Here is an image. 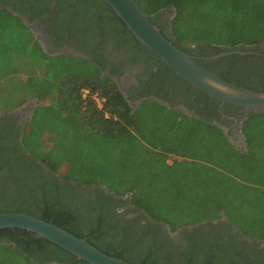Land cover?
Here are the masks:
<instances>
[{"label":"trees","instance_id":"1","mask_svg":"<svg viewBox=\"0 0 264 264\" xmlns=\"http://www.w3.org/2000/svg\"><path fill=\"white\" fill-rule=\"evenodd\" d=\"M135 2L152 23L153 15L173 9L171 29L176 43L172 44L187 54V48L192 47L207 46L221 53L222 48L257 46L264 41V0ZM78 8L96 25L118 23L117 29L122 30L123 36L129 35L140 48L156 56L133 37L102 0H0V117L29 99L37 100L20 144L12 140L13 144L6 147L0 142V214L18 213L49 222L85 239L105 255L131 264H212L210 258L214 256L198 258L200 240L194 234L187 236L191 243L177 253L160 250L154 243L141 245L145 238L134 229L136 217L141 218L139 212L167 226L171 233L185 227L196 232L202 223L210 226L219 221L222 212L240 233L262 243L264 179L241 175L233 167L236 160L250 158L252 153L248 121L244 132L249 152L241 154L215 125L187 117L156 100L147 99L133 112L111 77L103 75L105 68L97 60L93 59L94 64L81 57L46 54L22 20L26 16L29 21L38 20L46 26L57 12L66 11L67 18L73 19ZM9 20L20 22L23 30L15 35L8 33ZM18 61H26L31 67L27 68L29 76L22 80L16 76L21 69L14 68ZM161 64L171 76L183 80ZM11 79L17 88L9 92ZM83 90L89 92L85 98ZM93 95L104 100L102 108H98ZM146 103L157 106L162 113L139 126L137 112ZM50 115L73 140L67 151L57 153V158L36 154V145L28 139L39 124L45 125ZM200 124L210 128V139L200 132ZM22 147L32 160L40 161L64 182L83 186L81 193L70 185L62 186L57 177L49 175L46 180V176L36 173L41 171L40 167L24 154L19 156ZM113 194L119 198L131 195L132 210L118 215L116 211L122 204ZM128 214H132L130 220ZM213 247L219 248L218 244ZM0 250L27 264H87L20 229L0 230Z\"/></svg>","mask_w":264,"mask_h":264},{"label":"flooded vegetation","instance_id":"2","mask_svg":"<svg viewBox=\"0 0 264 264\" xmlns=\"http://www.w3.org/2000/svg\"><path fill=\"white\" fill-rule=\"evenodd\" d=\"M55 5L56 3L53 2V6ZM64 7L65 4L62 5V10ZM68 14L66 11L57 12L54 19H50V23L45 24L46 26H43L38 20L30 21L41 31V37H39L29 28L46 54L74 56L72 52L82 53L88 56L91 59L90 62L94 64L93 59H95L104 66L103 75L111 77L112 81L113 78H116L119 82V86L114 83L118 90L126 93L125 99L130 108L133 109L134 103L143 98L154 97L163 101L164 104L162 105L173 111L215 125L236 152L248 154L249 142L244 127L245 122L252 115L251 112L203 96L197 88L171 76L172 74L165 70L156 56L140 48L141 46H138L129 35L123 36L122 30L117 29L118 23L101 22L96 25L89 21L88 16L83 15L80 8L75 10L73 19L67 18ZM174 17L175 11L169 8L153 15L151 19L171 43H176L171 29ZM23 18L27 17L24 16ZM44 18L48 19L47 16ZM59 22H61L60 29L56 30ZM201 48L203 49L201 50ZM201 48H187L188 54L194 58L196 63L200 62V66H205L212 74L219 75L224 80L228 79L242 88L264 93V41L257 46L222 48L221 53H216L217 49L212 50L207 46ZM88 53L90 56L87 55ZM34 101L35 99L28 100L21 106L22 108L25 107L22 111L17 113L11 111L4 117H0V142L6 147L13 144L12 140H17L20 144L21 136L32 118L30 113L34 111L37 105ZM21 150L19 156L24 154L29 160L31 159V162L35 163L34 165L40 167L41 171L37 170L36 173H41L43 177L46 176V180H48L49 175L54 178L57 177L62 186L70 185L79 189L78 192L81 193L80 190L84 188L83 186L70 181L64 182L58 178L57 174L51 173L40 161L32 160V156L25 148L22 147ZM167 163L172 164V161L167 160ZM92 189L95 187L93 186ZM104 193L108 194L105 189ZM113 197L120 199L122 204V207H119L120 210L116 211L118 215L132 210L131 195L128 194L119 198L113 194ZM137 214L141 218L136 217L137 223L134 229L145 238V240L141 239V243H144L141 245L154 243V245L159 246L158 249L160 250L176 251L177 253L191 243L187 236L194 234V237H198L202 243L199 242L198 244L195 240L200 246L198 258H204L207 254H214L210 258L212 264H229L232 261L234 264H253L256 262L261 264V260L264 259V241L256 243L240 233L222 212L219 221L211 222L212 225L210 226L214 229H211L206 223H202L203 225L201 224L202 226H199L200 228L198 227L196 232H193L191 227H185L178 228L172 233L167 226L149 219L141 212ZM131 218L132 214H128L127 219L130 220ZM215 244H218L219 248L213 247ZM207 249L214 251H207ZM231 250H235V252ZM230 252L234 253L231 254Z\"/></svg>","mask_w":264,"mask_h":264},{"label":"water","instance_id":"3","mask_svg":"<svg viewBox=\"0 0 264 264\" xmlns=\"http://www.w3.org/2000/svg\"><path fill=\"white\" fill-rule=\"evenodd\" d=\"M102 1L114 11L115 15L123 22L133 37L153 52L176 76L182 78L208 97L220 101L222 104L239 107L252 114H264V93L253 92L228 82L197 64L192 56L179 50L160 32L140 10L135 0ZM22 20L28 28H31L32 32L41 37V31L33 23L27 18H23ZM43 48L46 49L47 47ZM72 53L75 57L91 61L88 56L82 53ZM113 82L119 86L116 78H113ZM119 91L126 98V93L122 90ZM147 99H153L160 104H164L163 101L154 97L143 98L134 103L133 112ZM36 101L35 99V104ZM24 109L25 107H21L12 112L17 113ZM30 116H33V112L30 113ZM4 229H20L32 233L39 238L51 242L76 257L77 260L84 261L87 264H131L121 259L107 256L89 244L85 239L78 238L56 225L28 215L18 213L0 214V230Z\"/></svg>","mask_w":264,"mask_h":264},{"label":"rangeland","instance_id":"4","mask_svg":"<svg viewBox=\"0 0 264 264\" xmlns=\"http://www.w3.org/2000/svg\"><path fill=\"white\" fill-rule=\"evenodd\" d=\"M8 24L10 25L9 29L7 30L10 34H17L19 33L20 29L23 30L22 25L17 20H9ZM23 34V33H22ZM14 68L21 69L19 70L16 76H19L20 80L24 79L25 77L29 76V72L31 67L30 64L26 61L16 62ZM28 68V69H27ZM15 69V70H16ZM13 80L8 84L9 92L11 89H15L16 86V78L11 79ZM18 80V79H17ZM19 84V83H18ZM13 88H12V87ZM1 92V91H0ZM1 94V93H0ZM33 98L32 100H34ZM31 100V99H29ZM37 104V103H36ZM138 123L141 126L142 122H146L145 120L156 118V116H160L162 113L161 109L153 104L146 103L138 110ZM52 114V113H50ZM50 115L47 121H45V127L43 125H38L36 127V131L33 133L32 137H28V139H32V142L36 145L35 152L40 156H48L49 158L58 157L57 153H63L67 151L73 144V140L68 134H65L56 122L54 117ZM31 120V119H30ZM188 125V124H187ZM185 125V126H187ZM202 129L200 132H205L207 134V139L211 138V135L208 133L210 132V128L205 124H200ZM199 132V133H200ZM247 134L251 138V148L252 153L250 158H239L236 160L235 167L241 172V175H252V179L256 178L259 179L262 177L264 179V114H252L248 120V127H247ZM30 141L27 142V145L30 146ZM233 153V152H231ZM236 155V154H235ZM237 159V155L235 156ZM65 167L61 168L64 169ZM257 169V170H255ZM254 177V178H253ZM0 264H27L22 258L10 256L1 252L0 250Z\"/></svg>","mask_w":264,"mask_h":264},{"label":"built area","instance_id":"5","mask_svg":"<svg viewBox=\"0 0 264 264\" xmlns=\"http://www.w3.org/2000/svg\"><path fill=\"white\" fill-rule=\"evenodd\" d=\"M88 94H89L88 90H83L82 91L83 98H85ZM92 99L94 101H96V104H97L98 108H102V103L104 102V100L99 99L96 95H93Z\"/></svg>","mask_w":264,"mask_h":264}]
</instances>
